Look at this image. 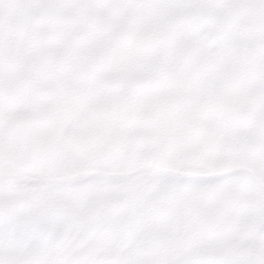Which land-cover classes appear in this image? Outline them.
<instances>
[{"label": "snow or ice", "instance_id": "snow-or-ice-1", "mask_svg": "<svg viewBox=\"0 0 264 264\" xmlns=\"http://www.w3.org/2000/svg\"><path fill=\"white\" fill-rule=\"evenodd\" d=\"M0 264H264V0H0Z\"/></svg>", "mask_w": 264, "mask_h": 264}]
</instances>
